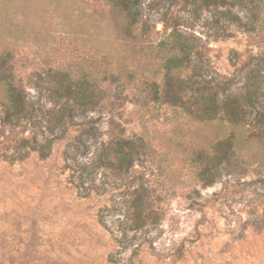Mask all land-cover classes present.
Listing matches in <instances>:
<instances>
[{
	"label": "rangeland",
	"instance_id": "rangeland-1",
	"mask_svg": "<svg viewBox=\"0 0 264 264\" xmlns=\"http://www.w3.org/2000/svg\"><path fill=\"white\" fill-rule=\"evenodd\" d=\"M41 4L0 0V56L27 100L25 118L0 121V264H264V0H142L149 21L130 37L107 0H72L74 21H36ZM174 30L192 52L167 72ZM61 72L95 82L73 122L57 121ZM235 101L244 128L226 122ZM86 122L97 138L74 141ZM120 136L144 139L135 166L94 165ZM229 137L238 146L208 163Z\"/></svg>",
	"mask_w": 264,
	"mask_h": 264
},
{
	"label": "trees",
	"instance_id": "trees-1",
	"mask_svg": "<svg viewBox=\"0 0 264 264\" xmlns=\"http://www.w3.org/2000/svg\"><path fill=\"white\" fill-rule=\"evenodd\" d=\"M109 4V9L112 13V17L107 19V21H119L120 33L128 37L132 36L136 31L141 21H149L148 17L143 14L142 0H107ZM224 2V0H221ZM244 0H235L237 5H243ZM31 3V2H30ZM37 8V7H36ZM33 9V6L30 7ZM72 10V0H42V4L35 12L36 21H74ZM232 16V12H229ZM17 15L13 18H9V21H30L27 15H21V20L17 19ZM78 21H91V18L78 17ZM233 19L238 23L241 18L238 15H234ZM3 20L0 15V21ZM141 35L149 36L150 26L147 22L142 23ZM109 35V33H108ZM164 39L162 41V52L165 55L166 51L168 53L174 54L168 57L165 62V69L170 72L171 69L176 64L183 67L184 64H189L191 47L187 43V38L177 30L171 31L169 34L164 33ZM149 50L150 48H146ZM5 55V54H4ZM163 55V56H164ZM4 56H0V83H5L7 86V101L4 104L5 107V117L0 120L2 124H10L13 121H19L24 115V110L27 105V100L11 81L10 77L7 75V70L4 68ZM61 75L68 81V86L63 87V97L66 100V104L60 105V108L56 112L58 123L63 122L67 117L72 119V122L77 119L76 108L88 109L93 106L95 100L94 84L95 82L90 78L89 74L75 75L73 72H61ZM117 77V76H116ZM151 83H144L145 91L158 96H163L165 102L169 103L171 107L185 108L187 103H183L181 99H178V95L175 99L169 100V89L161 90L158 85H150ZM143 91V92H145ZM72 103V105H70ZM237 101H235V106L229 108L225 107L226 112L229 113L231 119L226 121L227 123L236 126L243 127L246 125V121L238 116L241 106H237ZM216 105H205V114L210 113L214 110ZM203 120L207 122V119ZM264 125V120L259 119L256 121L255 126L259 127ZM244 128V127H243ZM77 136L74 137V141L78 140L80 142L83 138L95 139L98 136V131L93 122H86L78 125L76 127ZM250 141L251 137L248 138ZM262 146L264 147V137L260 138ZM81 143V142H80ZM226 146L227 151L235 148L237 143L233 137L222 140L214 146L215 155L207 159L208 163L211 161H217L219 158L218 153L222 148ZM146 143L144 139L139 138H125V137H115L109 143L108 146L102 147V154H100L98 161L94 165L99 164H111L113 167L119 170H126L135 166L137 161L141 159L143 153L146 152ZM91 195V194H89ZM87 194V196H89Z\"/></svg>",
	"mask_w": 264,
	"mask_h": 264
}]
</instances>
